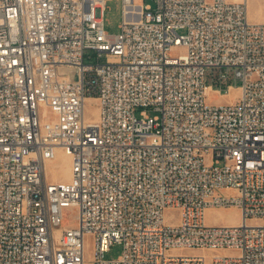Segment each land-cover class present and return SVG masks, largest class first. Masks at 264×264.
<instances>
[{
	"label": "built area",
	"instance_id": "2783aa9c",
	"mask_svg": "<svg viewBox=\"0 0 264 264\" xmlns=\"http://www.w3.org/2000/svg\"><path fill=\"white\" fill-rule=\"evenodd\" d=\"M106 1L0 0V264H84L86 235L93 264H264V22L120 0L111 34ZM58 149L68 180L46 173ZM231 206L239 224L207 222Z\"/></svg>",
	"mask_w": 264,
	"mask_h": 264
},
{
	"label": "rangeland",
	"instance_id": "374dc122",
	"mask_svg": "<svg viewBox=\"0 0 264 264\" xmlns=\"http://www.w3.org/2000/svg\"><path fill=\"white\" fill-rule=\"evenodd\" d=\"M146 2L153 3L152 0H146ZM247 15L250 21H260L264 22V0H247ZM103 20H104V29L111 34L117 33L119 31V24L122 20V8L120 0H107L106 8L103 12ZM233 84L238 85L239 82L233 81ZM237 95L235 91H228L222 96L211 95L210 102L213 104L219 103H228L232 98ZM85 113L87 116L95 115V105L94 98H87L85 100ZM151 112V111H149ZM51 163L47 166V174L51 179L56 178L57 180H65L68 178V160L65 155L58 149L55 158ZM64 220L63 225H75V208H66L64 210ZM205 217L208 223H216V224H227L234 225L238 222L239 219V211L234 207L228 208H208L205 212ZM252 220V219H251ZM122 250V246L119 243H114L110 246L109 250L105 252L106 258H116ZM193 252L192 250H189ZM227 252V251H226ZM93 256V242L89 235L84 237V257L85 264H91Z\"/></svg>",
	"mask_w": 264,
	"mask_h": 264
},
{
	"label": "bare ground",
	"instance_id": "6f19581e",
	"mask_svg": "<svg viewBox=\"0 0 264 264\" xmlns=\"http://www.w3.org/2000/svg\"><path fill=\"white\" fill-rule=\"evenodd\" d=\"M238 1V0H237ZM245 2H246V5H247V0H244ZM257 22H261V19H260V21H257ZM229 91H235V92H238V88L237 87H231L230 89H229ZM207 92L208 93H211V91H210V89H207ZM222 96V95H221ZM87 98H94V97H86V99ZM85 99V100H86ZM95 99V98H94ZM233 99V98H232ZM95 101H96V99H95ZM95 109H96V111H95V115L94 116H92L93 118H97V112H98V110H97V107L95 106ZM43 113L45 114V115H48V110L45 108V109H43ZM60 150V149H59ZM62 153H63V155H65L66 157H67V160H68V167H69V171H68V178L67 179H65V180H68L69 179V177H70V158H69V156L65 153V152H63V151H61ZM54 159V158H53ZM53 159H50V160H48L47 162H46V173H47V166H48V164L49 163H51L52 161H54ZM47 176H48V174H47ZM49 178V177H48ZM52 180H57L56 178H54V176H53V178H51ZM231 207H233V206H231ZM235 208V207H234ZM208 209V208H207ZM206 209V210H207ZM235 209H237V208H235ZM206 210H205V212H206ZM238 210V209H237ZM239 211V210H238ZM206 218V217H205ZM250 223H257V221L256 220H254V219H252V220H248ZM241 222V217H240V212H239V219H238V222L236 223V224H234V225H237V224H239ZM58 231V230H57ZM193 252H196L197 250H192ZM226 251L227 250H217V252H220V253H226ZM202 253H204V255H210V254H212V251H209V250H205V251H201ZM84 264H85V260H84ZM88 264V263H87ZM91 264H93L92 263V261H91Z\"/></svg>",
	"mask_w": 264,
	"mask_h": 264
}]
</instances>
